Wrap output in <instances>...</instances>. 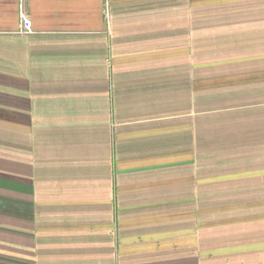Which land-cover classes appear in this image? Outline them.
I'll return each instance as SVG.
<instances>
[{
    "label": "crops",
    "instance_id": "obj_1",
    "mask_svg": "<svg viewBox=\"0 0 264 264\" xmlns=\"http://www.w3.org/2000/svg\"><path fill=\"white\" fill-rule=\"evenodd\" d=\"M0 264H264V0H0Z\"/></svg>",
    "mask_w": 264,
    "mask_h": 264
},
{
    "label": "built area",
    "instance_id": "obj_2",
    "mask_svg": "<svg viewBox=\"0 0 264 264\" xmlns=\"http://www.w3.org/2000/svg\"><path fill=\"white\" fill-rule=\"evenodd\" d=\"M21 21L23 26V32L29 34L32 32V25L30 19L26 16L25 13L21 15Z\"/></svg>",
    "mask_w": 264,
    "mask_h": 264
}]
</instances>
